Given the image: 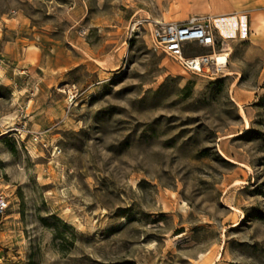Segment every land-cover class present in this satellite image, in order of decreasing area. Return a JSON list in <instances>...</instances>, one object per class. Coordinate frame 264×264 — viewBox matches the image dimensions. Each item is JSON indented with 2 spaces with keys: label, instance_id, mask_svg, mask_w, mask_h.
Instances as JSON below:
<instances>
[{
  "label": "rangeland",
  "instance_id": "rangeland-1",
  "mask_svg": "<svg viewBox=\"0 0 264 264\" xmlns=\"http://www.w3.org/2000/svg\"><path fill=\"white\" fill-rule=\"evenodd\" d=\"M0 192V264H264V0H0Z\"/></svg>",
  "mask_w": 264,
  "mask_h": 264
},
{
  "label": "built area",
  "instance_id": "built-area-1",
  "mask_svg": "<svg viewBox=\"0 0 264 264\" xmlns=\"http://www.w3.org/2000/svg\"><path fill=\"white\" fill-rule=\"evenodd\" d=\"M147 33L151 47L177 62L184 71L209 79L224 75L228 52L223 48H215L214 30L206 19L192 17L184 22L154 20L149 23ZM189 43H196L211 51L202 54H186L184 48ZM220 57H223V60H219ZM77 95V91L68 90L67 104L71 105ZM32 138L37 140L39 134H33ZM8 205L7 196L0 192V217Z\"/></svg>",
  "mask_w": 264,
  "mask_h": 264
},
{
  "label": "bare ground",
  "instance_id": "bare-ground-1",
  "mask_svg": "<svg viewBox=\"0 0 264 264\" xmlns=\"http://www.w3.org/2000/svg\"><path fill=\"white\" fill-rule=\"evenodd\" d=\"M224 20H226V19H224ZM214 23H215L216 26H218L220 28V24L223 23V22L221 21L220 18H216V19H214ZM220 30H221V28H220ZM219 60H223V57H220Z\"/></svg>",
  "mask_w": 264,
  "mask_h": 264
},
{
  "label": "crops",
  "instance_id": "crops-1",
  "mask_svg": "<svg viewBox=\"0 0 264 264\" xmlns=\"http://www.w3.org/2000/svg\"><path fill=\"white\" fill-rule=\"evenodd\" d=\"M33 54H34L35 56H37L38 51H33Z\"/></svg>",
  "mask_w": 264,
  "mask_h": 264
}]
</instances>
